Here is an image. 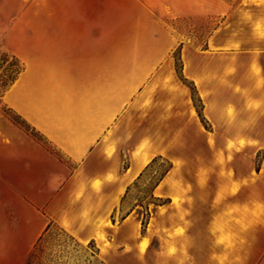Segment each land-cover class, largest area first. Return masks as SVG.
<instances>
[{
	"label": "crops",
	"instance_id": "1",
	"mask_svg": "<svg viewBox=\"0 0 264 264\" xmlns=\"http://www.w3.org/2000/svg\"><path fill=\"white\" fill-rule=\"evenodd\" d=\"M239 8L240 0H0V49L21 65L0 94V264H27L37 242L53 226L80 244H95L100 254L106 249L108 257L138 259V245L148 238L144 260L138 262L156 264L154 251L165 237L158 230L182 223L173 197L191 198V204L182 205L188 211L186 237L173 242L188 240L189 264H214L212 252L222 249L212 247V219L232 203L264 202V172L244 169L238 158H225L226 167L217 164L209 143V135L219 131L221 138L214 146L227 151L225 140L232 133L221 119L223 107L231 102L243 109L237 103L242 97L219 84L225 67L235 63L237 71L227 79L251 90L244 66L248 68L252 59L250 49L264 48V43L252 41L250 29L239 20ZM251 10L264 15V8ZM212 19L219 21L200 49L178 26L185 20ZM230 39L242 42L239 52L225 50ZM176 50L178 60L172 57ZM229 53H235V61ZM165 77L171 78L174 91L158 89L151 110H140L151 87ZM188 83L201 100L202 117ZM3 108L43 141L11 122ZM162 115L168 119L162 120ZM259 123L245 134L261 145ZM145 136L153 137V147L137 153ZM113 141H118L117 151L106 160L103 149ZM197 147L203 148V158ZM155 158L171 165L153 190L156 202L138 206V217L137 206H130L117 219L131 186ZM222 167L232 171V179L247 180L235 197L227 196L232 179L220 175ZM109 169L117 176L115 182L105 184L100 194L89 187L83 200L69 203L78 183H90ZM201 169L207 173L203 188L198 183ZM189 185L191 191L185 193ZM220 189L227 198L214 207ZM86 200L92 206L87 225L78 219ZM65 209L75 218L71 226L60 222ZM162 209L167 211L161 214ZM244 215L254 226L243 233L246 244L230 253V264H264V223ZM228 227L240 231L234 222Z\"/></svg>",
	"mask_w": 264,
	"mask_h": 264
},
{
	"label": "clouds",
	"instance_id": "2",
	"mask_svg": "<svg viewBox=\"0 0 264 264\" xmlns=\"http://www.w3.org/2000/svg\"><path fill=\"white\" fill-rule=\"evenodd\" d=\"M251 6L257 8H264V0H240V8L238 9L239 20L247 25L250 29V36L252 41L256 42V45L264 43V15H257L251 10ZM233 37L238 36V33H233ZM242 42L238 39H230L226 42V51H236L239 52ZM252 59L248 65V75L251 79V90L247 87H241L240 85H233L227 79L236 73L237 69L235 63L227 65L225 67L223 78L219 79L220 86H226L233 90L234 94H238L243 98L244 106L243 109H238L236 105L228 102L224 105L221 119L224 122L225 130L231 132L225 140V148L228 151L227 161H231L233 156L232 153L242 152L246 147L260 145V141L246 135V131L252 130L256 127L259 120L264 117V67L259 63V57L264 53V48L259 46L250 49ZM235 61V57H233ZM170 77H165L159 85H153L150 89V94L143 100L140 104V110H151L154 104V97L159 89L164 92H172L174 88L170 87ZM253 93H259V95H254ZM171 105H169V108ZM167 111V109H166ZM246 113V118L240 119L241 114ZM162 120H167L168 116L162 115ZM239 123L237 124V122ZM235 129V131H232ZM179 135V133L177 134ZM213 139L209 138V143L211 144ZM118 141H113L112 143L106 145L103 149V156L106 160H111L117 151ZM153 147V137L145 136L143 137L137 145L136 151L142 152ZM85 157L76 161L78 165L83 164ZM217 164L223 166L226 163L225 157L222 152L216 153ZM177 166L180 165V161L175 162ZM206 170L201 169L198 173V183L203 188L207 183ZM221 176L227 175L230 179L233 177L232 171L229 169L225 172L222 167L220 172ZM117 179L116 174L110 169L103 174H98L97 176L90 178V183H85L81 181L78 183L76 188L69 194V203L75 204L84 199L86 192L89 187L91 190L100 194L103 191L105 184L113 183ZM247 184V180H234L232 179L231 186L227 188V196L235 197L241 187ZM185 193L191 191V186H187L184 190ZM225 189H220L216 198L214 207L219 205L222 201L226 199ZM188 202L191 204V198H172V206L177 210L178 218L182 222L176 224L169 230V228H163L158 231H163L165 237L161 238L160 249L154 251V256L156 264L163 261L164 264H172L173 260L175 264H189L192 261V257L189 255L188 240L184 242L174 243L179 238L186 237V231L189 222L185 219L188 215V211L185 210L182 205ZM167 209H162L161 214H163ZM92 212V206L90 200L84 201L81 206V211L79 212L78 219L85 225L90 221V213ZM239 214V215H237ZM244 214H250L252 217L256 218V221L264 223L260 218L264 216V202L253 201L251 205L248 202L232 203L226 207L222 213L216 215L209 226V233L213 238L212 247L215 249H222V251H213L210 256V261L214 264H230V253L237 249V247H243L246 244V238L243 233L247 232L251 227H253L252 221H247ZM224 217H228L229 220H224ZM60 222L63 226H71L75 222V218L70 217L67 209L61 212ZM229 222H234L239 225L240 231L235 232L229 230ZM103 238V237H102ZM150 240L145 238L142 243L138 245V259L143 262L145 253L148 249ZM105 249V253H106ZM126 251H131L127 248ZM177 257H179L177 259ZM241 257L237 256L236 261L241 262Z\"/></svg>",
	"mask_w": 264,
	"mask_h": 264
},
{
	"label": "rangeland",
	"instance_id": "3",
	"mask_svg": "<svg viewBox=\"0 0 264 264\" xmlns=\"http://www.w3.org/2000/svg\"><path fill=\"white\" fill-rule=\"evenodd\" d=\"M218 19L212 20H185L178 22V26L188 36L192 37L193 45L200 49L203 45V40L209 33L210 29L214 28ZM175 60L180 58L179 50H176L172 56ZM230 59L233 60L235 53H229ZM236 58V57H235ZM248 61L246 55L243 58ZM259 61L264 65V53L259 57ZM21 68V65L16 61L11 54L0 49V94L10 84L11 80L16 76L17 72ZM177 71L180 70V66H177ZM243 69V68H242ZM244 76L249 77L248 68L244 66ZM250 78V77H249ZM230 81V80H229ZM231 83V81H230ZM191 90L193 105L196 112L202 117V103L196 94L195 87L186 84ZM240 103L241 107L244 106L243 98L238 99L237 103ZM3 114L11 122L20 127L23 131L31 134L35 139L43 141L40 135L31 130V128L19 117L9 111L7 108L2 109ZM246 118V116H245ZM205 119V118H204ZM209 123V122H208ZM203 124L206 128L209 125L203 120ZM214 133V131H212ZM261 137V145L250 148H245L242 152L233 154V158H238V164L244 166V169H248L249 166L253 169H260L264 172V117L260 119L259 128L257 131ZM213 139V157L216 158L217 152H222L224 157L227 158L228 151L223 148L214 146L215 140L221 138L219 131L209 135ZM215 150V151H214ZM203 148L197 147V154L204 156ZM208 154H206V157ZM243 161V162H242ZM223 165V167H226ZM171 165L165 158H155L145 170L143 176L133 183L130 188L129 194L126 197L125 202L116 212L117 219L124 214V212L130 207L137 206V217L139 214V207L145 206L146 203H155L156 200L153 196V190L159 183L162 177L170 169ZM146 217V215H145ZM145 217L143 220H145ZM139 264L138 259L129 258L124 255H110L109 257L105 253L99 252L97 246L93 243L80 244L73 237L66 232L62 231L57 226H53L45 237L41 238L37 242L35 248L29 255L27 264Z\"/></svg>",
	"mask_w": 264,
	"mask_h": 264
},
{
	"label": "trees",
	"instance_id": "4",
	"mask_svg": "<svg viewBox=\"0 0 264 264\" xmlns=\"http://www.w3.org/2000/svg\"><path fill=\"white\" fill-rule=\"evenodd\" d=\"M20 69H21V68H20ZM20 69H19V71H20ZM19 71L17 72L16 76L18 75ZM16 76L11 80L10 84L14 81V79L16 78ZM10 84H9V85H10ZM9 111H10V110H9Z\"/></svg>",
	"mask_w": 264,
	"mask_h": 264
}]
</instances>
